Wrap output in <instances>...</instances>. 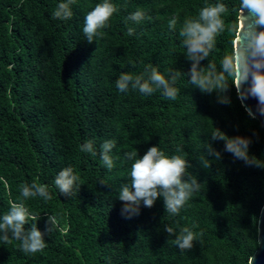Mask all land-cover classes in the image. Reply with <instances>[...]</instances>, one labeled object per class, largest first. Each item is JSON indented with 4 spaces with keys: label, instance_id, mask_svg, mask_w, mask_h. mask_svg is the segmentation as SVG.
I'll return each instance as SVG.
<instances>
[{
    "label": "trees",
    "instance_id": "1",
    "mask_svg": "<svg viewBox=\"0 0 264 264\" xmlns=\"http://www.w3.org/2000/svg\"><path fill=\"white\" fill-rule=\"evenodd\" d=\"M60 2L0 0V217L23 202L31 213L26 229L35 224L43 232L48 216L56 219L45 235L46 248L35 254L0 234V264H249L259 246L264 168L234 159L211 133L216 128L228 137L249 138L250 155L264 161V130L242 106L231 78L228 105L217 102V93L203 94L190 84L191 62L179 35L186 17L224 3L225 31L201 62L219 69L223 56L234 52L240 0H112L119 10L91 44L84 19L102 0H76L67 21L52 18ZM137 10L144 12L143 21H128ZM172 18L175 31L168 27ZM129 27L132 36L126 35ZM148 65L166 77L185 73L174 85L175 100L159 90L146 96L116 88L122 73L139 75ZM88 140L96 156L80 151ZM105 140L115 142L111 170L99 155ZM209 144L222 153L219 160L208 155ZM152 146L188 160L200 189L178 215L166 213L160 198L125 219L118 193L130 183L133 162L125 153L137 149L143 156ZM66 167L80 177V192L71 199L54 184ZM33 182L47 185L52 198L24 199L21 186ZM166 226L177 235L185 226L202 235L192 250L182 251Z\"/></svg>",
    "mask_w": 264,
    "mask_h": 264
},
{
    "label": "clouds",
    "instance_id": "2",
    "mask_svg": "<svg viewBox=\"0 0 264 264\" xmlns=\"http://www.w3.org/2000/svg\"><path fill=\"white\" fill-rule=\"evenodd\" d=\"M76 0H63L57 4L52 13L53 19L62 21L70 20L73 16L72 5ZM117 6L112 0H102L89 11L84 19L83 33L88 43L96 42L102 37L103 30L109 27L112 17L118 12ZM224 3L218 2L207 4L200 8L197 17H186L179 30L183 37L182 44L186 48V58L191 62V68L186 74L190 77L191 85L198 88L203 94L217 93V102L222 105L230 104L231 100L226 93L229 91V81L236 86L238 92L242 84L248 87L244 90L242 98L249 96L257 100V111L264 115V0H240V12L244 20L241 24L242 33L245 31V13L255 23L251 36L249 48L251 60L245 53H241V67L237 75L236 54L224 55L217 64L209 61L206 66L201 62L208 59L210 53L216 47L217 37L225 31L224 14L227 12ZM145 18L143 11L137 10L131 13L127 20L139 24ZM177 19L169 20V29L175 31ZM135 29L128 28L126 35L132 36ZM247 39V38H246ZM243 65V68H242ZM180 70L169 72L166 77L157 67L148 65L144 71L133 76L130 73H122L116 80V88L121 93L129 90L138 91L142 95L150 96L156 91L170 100H175L178 90L174 87L176 81L181 77ZM213 141H224V151L230 153L234 159L243 161L246 166L264 168V161L250 155L249 148L251 140L243 136L228 137L220 129L211 133ZM115 147L113 140H105L100 145V158L103 165L111 170L114 160L110 153ZM80 151L97 155L93 141L88 140L80 146ZM208 155L217 160L222 153L208 145ZM127 160L133 161L130 168V183L121 185L118 199L122 202L121 215L125 219L139 216L141 208H152L156 201L163 199L166 213L178 215L181 208L191 199L193 194L199 191L201 184L197 178L189 174L191 167L188 160L180 155H166L158 146H152L143 156L138 157V150L133 149L125 153ZM205 168L210 167L211 161L201 160ZM80 177L72 167L62 169L55 177L54 184L61 196L71 199L80 192ZM21 195L24 199L42 197L45 201L52 197L48 186L33 182L31 185L21 186ZM31 213L23 202L13 203L7 213L0 217V234L5 242L11 240L20 241V248L25 254L42 252L46 248L45 235L50 234L56 227L54 216H48L45 230L42 232L37 225L29 223ZM164 231L169 237H175L174 243L179 249L192 250L194 241L198 235L191 228L185 226L177 235L175 229L166 226Z\"/></svg>",
    "mask_w": 264,
    "mask_h": 264
},
{
    "label": "water",
    "instance_id": "3",
    "mask_svg": "<svg viewBox=\"0 0 264 264\" xmlns=\"http://www.w3.org/2000/svg\"><path fill=\"white\" fill-rule=\"evenodd\" d=\"M244 23V20L241 16V12L239 11V29L237 32V36L234 42V52L236 54V67H237V75H239V69L241 67V53H245L249 60H251V51L249 48L251 36L249 35L254 31L253 25L255 21L252 18L247 16L245 13V31L242 33L241 24ZM264 30V29H261ZM247 38V39H246ZM243 68V65H242ZM248 87L247 84L241 85V90L238 92L239 99L241 101L242 106L249 113L250 116L259 121L261 127L264 130V115H261L260 112L257 111V100L249 96L247 99H243L242 95L244 90ZM237 89V88H236ZM258 243L259 246L253 255L250 257L249 264H264V204L261 208L259 219H258Z\"/></svg>",
    "mask_w": 264,
    "mask_h": 264
}]
</instances>
